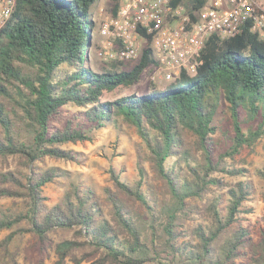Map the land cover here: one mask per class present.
<instances>
[{
    "label": "trees",
    "instance_id": "1",
    "mask_svg": "<svg viewBox=\"0 0 264 264\" xmlns=\"http://www.w3.org/2000/svg\"><path fill=\"white\" fill-rule=\"evenodd\" d=\"M99 1L17 0L0 32V158L18 157L28 169L0 179V199L24 204L18 212L0 209V233L17 227L0 242V254L28 232L43 264L53 233L78 230L93 264H264V225L255 241L242 224L253 185L217 177H244L228 159L264 138V40L250 23L233 38L214 35L194 76L183 70L164 90L152 84L147 93L103 101L105 93L137 85L156 61L148 44L139 61L103 67L131 69L91 68L98 30L90 10ZM227 115L226 128L220 122ZM110 125L137 132L153 178L141 162L134 181L112 168L113 188L103 196L71 182L62 201L47 207L44 189L63 175L57 168L38 173L35 164L78 161L64 146L92 141ZM258 174L264 179V169ZM74 244L58 245L55 264H64Z\"/></svg>",
    "mask_w": 264,
    "mask_h": 264
},
{
    "label": "rangeland",
    "instance_id": "2",
    "mask_svg": "<svg viewBox=\"0 0 264 264\" xmlns=\"http://www.w3.org/2000/svg\"><path fill=\"white\" fill-rule=\"evenodd\" d=\"M257 5L264 9V0H255ZM99 8H104L110 11L114 5L113 0H101ZM96 5V4H95ZM92 6L90 10V17H93V11L96 6ZM100 17V16H99ZM101 19V17H100ZM100 26V25H99ZM98 30V29H97ZM94 45L89 51V65L95 72H102L106 62L99 55V51L95 46L96 39L94 38ZM98 43V42H97ZM195 62H193L194 64ZM122 71L131 69L125 65L124 67H115L110 63L109 67L103 70ZM189 76H194L197 72L196 69L190 68L186 70ZM154 85L164 90L171 83L155 77L153 68L147 69L141 81L132 88H120L113 92L105 93L102 100L113 102L121 97L128 95H141L147 93ZM175 84V82L173 83ZM72 113L82 111V109L75 106L67 108ZM228 117L222 116L221 124H226L228 127ZM221 126V125H220ZM92 141H87L78 144H67L64 146L67 150H72L78 153V161L66 162L47 158L43 162L35 164L36 172L43 173L51 168L59 169L63 175L57 178L54 183H49L44 189V195L47 198L46 205L51 208L60 203L69 189L71 182L81 183L91 187L97 194L103 196L104 189L107 187L113 188L110 180V169H114L117 174H120L124 179L134 181L138 179V163L145 168L148 173L149 179L153 178L150 166L144 160H141L144 155L142 141L134 129L127 126L121 128H114L107 126L92 134ZM219 138L222 140L223 134ZM224 145V144H223ZM228 164L231 167L245 169L244 177L232 178L224 174H218L217 177L224 179L227 183L231 184L236 181H249L254 187V194L251 200L246 202L247 209L251 212L244 214L242 224L251 232L255 241L260 237L261 228L264 225V179L258 174V171L264 169V138L256 144L253 149H247L240 154L235 160L228 159ZM28 169L23 160L18 157L8 159L0 158V179L2 175L9 172H23L26 173ZM5 184L4 186H8ZM24 204L21 199H0L1 210H12L14 212L22 211ZM22 229H28L27 224L21 225ZM17 227L13 230L3 231L0 233V242L3 241L10 233L16 231ZM53 239V249L49 250V256L44 259L43 264H55L59 259L58 245L66 241H75L69 254L66 256L64 264H93V259L90 256V248L87 247L84 237L79 234L78 230L72 231H59L51 235ZM34 238L31 233L21 232L16 235L9 247V252L5 255L0 254V264H40L43 258L38 254L37 249L32 245Z\"/></svg>",
    "mask_w": 264,
    "mask_h": 264
},
{
    "label": "built area",
    "instance_id": "3",
    "mask_svg": "<svg viewBox=\"0 0 264 264\" xmlns=\"http://www.w3.org/2000/svg\"><path fill=\"white\" fill-rule=\"evenodd\" d=\"M16 4L0 0V32ZM99 16V55L104 61L137 62L150 44L156 63L149 68L168 83L183 70H197L206 42L214 35L233 38L250 23L264 40V9L255 0H119L116 15L101 8Z\"/></svg>",
    "mask_w": 264,
    "mask_h": 264
},
{
    "label": "crops",
    "instance_id": "4",
    "mask_svg": "<svg viewBox=\"0 0 264 264\" xmlns=\"http://www.w3.org/2000/svg\"><path fill=\"white\" fill-rule=\"evenodd\" d=\"M101 1V0H100ZM100 1L99 2H97L96 3V8H95V10L93 11V20L96 22V27H97V29H99V25H100V23H101V19H100V17H99V8H100V6H101V4H100ZM95 39H96V42H98V45H99V42H100V35H99V33H98V31H96V33H95Z\"/></svg>",
    "mask_w": 264,
    "mask_h": 264
}]
</instances>
